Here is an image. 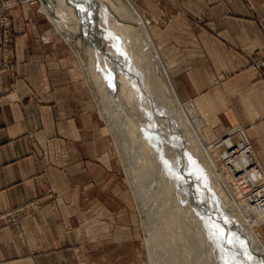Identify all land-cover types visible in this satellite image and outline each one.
Listing matches in <instances>:
<instances>
[{
  "label": "crops",
  "instance_id": "obj_1",
  "mask_svg": "<svg viewBox=\"0 0 264 264\" xmlns=\"http://www.w3.org/2000/svg\"><path fill=\"white\" fill-rule=\"evenodd\" d=\"M143 1L145 13L160 16L153 31L161 48L168 47L166 34L174 32L175 45L180 44L182 52L190 50V55L176 59V92L181 98L190 97L206 113L211 154L258 231L256 227L264 225V199L259 198L264 197V73L249 66L264 55L260 24L264 0ZM2 14L14 20L17 64L14 73L0 75V215L42 197L49 188L69 193L71 187L64 181L76 170L71 169L72 162L81 163L78 170L85 171L83 161L94 144L92 132L104 121L97 92L98 121L93 125L90 104L77 89L75 80L82 74L91 85L79 59L81 70H64L56 63L50 50L53 31L36 22L45 16L41 9L0 0ZM169 16L172 22L161 28V18ZM1 56L0 50V65ZM235 124L248 127L250 141L242 127L213 137L212 130ZM38 210L27 221L26 245L15 242L0 225V264H37L36 255L63 241V236L56 240L47 235L48 211L54 214L53 208Z\"/></svg>",
  "mask_w": 264,
  "mask_h": 264
},
{
  "label": "bare ground",
  "instance_id": "obj_2",
  "mask_svg": "<svg viewBox=\"0 0 264 264\" xmlns=\"http://www.w3.org/2000/svg\"><path fill=\"white\" fill-rule=\"evenodd\" d=\"M76 1L40 0L95 84L142 216L148 264H264L263 236L209 149L207 115L176 92L150 21L131 0H100L110 36L105 17H88Z\"/></svg>",
  "mask_w": 264,
  "mask_h": 264
},
{
  "label": "rangeland",
  "instance_id": "obj_3",
  "mask_svg": "<svg viewBox=\"0 0 264 264\" xmlns=\"http://www.w3.org/2000/svg\"><path fill=\"white\" fill-rule=\"evenodd\" d=\"M41 1L47 5L46 0ZM81 1L83 2H80V0L76 1V4L80 10L85 12L86 15H89L88 17H96L100 22L104 20L105 17V20L101 23H105L110 36H113V28H111L113 19L107 14L103 5L99 3L100 0H93L94 2L92 0H87V2L84 0ZM17 2L20 7H39L49 20L50 23H48L45 16H38L36 22H38L37 24L39 27L42 26L43 29H51L53 31L50 39L54 43L50 50L57 59L56 63H60L59 66L63 67L64 70L73 67L81 70V67H78L79 61L81 63L80 58H78V61L75 53L64 42L60 33L54 29L40 0H17ZM84 2L86 3L84 4ZM88 2L91 6L88 5ZM131 2L137 7L139 13L150 21V31L152 32H150V34H153V36L155 35L154 40L157 41V33H155L153 29L157 27L156 23L159 22L160 16L154 17L149 15V13H145V3L143 0H131ZM88 6L92 11L96 12L94 13L88 10L89 8H85ZM95 6L99 9L96 8L95 10ZM91 14L92 16H90ZM98 15H100V18ZM29 20L30 17L25 20V23ZM171 22L172 16L162 17L160 27L164 29V26L168 27V23L170 24ZM260 24L264 29V18L260 20ZM0 29V50L2 53L0 75H7L15 72L17 64L14 53L16 33L14 31V20L11 15L2 14L0 16ZM166 36L167 37H164V39H167L166 43L168 47L162 48L161 52L166 65L170 68V73L173 78L172 82L174 84L176 59H180V57L185 54L190 55L187 53L190 50H186L185 52L186 48H183L184 50L182 52L180 44L178 46L175 45L174 32H168ZM5 40L8 42L7 52L9 54V60L6 61L7 65L4 64L6 49ZM105 42L106 48L109 47L108 42ZM182 45L186 46V44ZM261 61H264V55L256 56L249 68L259 74H263L264 65L261 66ZM183 65L186 68L187 63ZM224 77L228 78L229 75L226 74ZM75 81H77V89L83 92L90 104L91 118L94 125V123L98 121V109L94 96L97 91L92 77L89 79L91 85H89L83 74L82 79L80 78ZM189 98L190 97L182 96V100L184 101H191ZM220 115L221 113L219 114V119ZM97 124L98 125L94 127V132H92L94 144L88 149L87 158L83 161L84 166H82V168L85 171L79 172V164L81 163L72 162L71 169L76 170L69 175L67 174V181H64L66 182L65 186L69 184L71 187L69 193L60 194L55 189L49 188L42 194V197L10 209L0 215V225H2V229H4L6 233L10 232L15 242L26 245L27 240L24 232L25 228L28 226V219L33 217L38 209V211H40L47 207L48 210L53 208L56 218L54 217L53 219L52 215L54 214L48 211L49 221L46 227L49 229L48 231H50V233L47 235L55 237L56 240L62 236L64 238L60 244L55 246L56 248H49L48 246L51 250L45 248L47 249L44 250L46 253L44 252L42 255H36L37 264H148L146 248L143 243L142 216L138 210L134 193L128 183L127 175H125L126 172L122 167L119 154H117V146L111 136L112 133L107 129V125L104 121H100V124ZM241 127L244 129V134L250 141L247 135L248 127L241 124H235L233 127L224 128L222 130L216 128L212 130V134L214 138H217L219 133H233ZM54 183H56V181ZM256 228L258 232L260 231L262 233L264 239V225L260 227L257 226Z\"/></svg>",
  "mask_w": 264,
  "mask_h": 264
},
{
  "label": "built area",
  "instance_id": "obj_4",
  "mask_svg": "<svg viewBox=\"0 0 264 264\" xmlns=\"http://www.w3.org/2000/svg\"><path fill=\"white\" fill-rule=\"evenodd\" d=\"M3 24V23H2ZM7 28V27H6ZM6 41V40H5ZM8 42L6 41V49H5V56H4V64H6V61H8L9 60V54H8V52H7V49H8ZM7 65V64H6ZM264 65V61H261V66H263ZM8 68V67H7ZM231 152H232V155L234 156V152L231 150ZM236 172H238V171H236ZM252 185V184H251ZM259 198H261V199H264V197H262V196H260L259 195Z\"/></svg>",
  "mask_w": 264,
  "mask_h": 264
}]
</instances>
